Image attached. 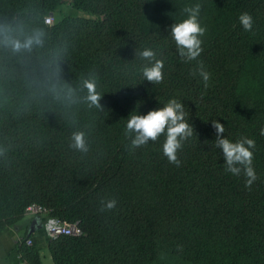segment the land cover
<instances>
[{
	"label": "trees",
	"instance_id": "obj_1",
	"mask_svg": "<svg viewBox=\"0 0 264 264\" xmlns=\"http://www.w3.org/2000/svg\"><path fill=\"white\" fill-rule=\"evenodd\" d=\"M61 2L0 0V232L21 226L34 204L82 228L50 242L54 264H264V0H73L94 17L49 26ZM195 3L207 27L198 58L207 88L167 36ZM242 12L254 18L251 33ZM145 47L165 60L153 86L140 74ZM172 97L196 132L179 167L162 155L163 137L135 149L124 134L136 106L146 113ZM215 120L227 137L255 140L252 185L225 172ZM76 133L87 151L74 147ZM112 198L116 207L102 211ZM37 248L19 252L44 264Z\"/></svg>",
	"mask_w": 264,
	"mask_h": 264
},
{
	"label": "clouds",
	"instance_id": "obj_2",
	"mask_svg": "<svg viewBox=\"0 0 264 264\" xmlns=\"http://www.w3.org/2000/svg\"><path fill=\"white\" fill-rule=\"evenodd\" d=\"M146 2L150 3L152 0H146ZM201 9L200 3L186 5L182 9V18L173 20L169 26L167 36H170L174 42L181 62H197V70L193 74L198 75L204 87L207 88L211 73L198 59L203 51V37L207 32L206 25L201 21ZM237 19L244 32H253L255 21L251 13L242 12ZM35 42H39L38 36ZM32 43L33 40L29 39L23 45L17 42L14 46L16 48L28 47ZM139 55L142 60L146 61L140 72L143 81L150 82L152 86L161 83L164 79L165 60L159 51L153 47H145ZM85 87L89 91L88 99L91 104L99 107L101 97L95 91V83L86 81ZM212 125L216 132L215 147L222 155L225 172L233 176H239L243 172L247 178L246 186L252 185L257 178L253 167L255 140L248 136H240L236 139L227 137L224 124L219 120L212 121ZM124 134L131 138V147L135 149L148 145L150 142H157L160 137H163L160 146L162 155L170 164L179 167L182 161L178 153L196 135V132L183 101L172 97L162 106L150 109L146 113H141L139 107L136 106L127 116ZM73 140L75 148L87 151L83 133L74 134ZM116 204L115 198L102 200L101 210H112Z\"/></svg>",
	"mask_w": 264,
	"mask_h": 264
},
{
	"label": "built area",
	"instance_id": "obj_3",
	"mask_svg": "<svg viewBox=\"0 0 264 264\" xmlns=\"http://www.w3.org/2000/svg\"><path fill=\"white\" fill-rule=\"evenodd\" d=\"M51 17H47V22H51ZM49 211L42 206L39 205H30L27 208V214L31 216H46V220L43 221V229L46 234L47 243L49 246V243L53 240L57 239L58 237L62 235H73L78 236L81 235L82 228L77 223H70L64 219L54 217V216H48ZM23 244L32 246L34 245V240L29 237L25 239L24 237H18L17 239V246L20 248ZM40 260L44 264H54V258L49 249L47 248V252L41 251L40 254ZM14 264H31L30 261L24 257L22 253H18V259Z\"/></svg>",
	"mask_w": 264,
	"mask_h": 264
},
{
	"label": "crops",
	"instance_id": "obj_4",
	"mask_svg": "<svg viewBox=\"0 0 264 264\" xmlns=\"http://www.w3.org/2000/svg\"><path fill=\"white\" fill-rule=\"evenodd\" d=\"M35 217L27 214V219L24 220L21 226L8 228L0 232V264H14L16 262L19 253L17 239L25 235L28 236ZM30 237L34 240L36 246H41L43 243L48 246L43 227L35 231Z\"/></svg>",
	"mask_w": 264,
	"mask_h": 264
},
{
	"label": "rangeland",
	"instance_id": "obj_5",
	"mask_svg": "<svg viewBox=\"0 0 264 264\" xmlns=\"http://www.w3.org/2000/svg\"><path fill=\"white\" fill-rule=\"evenodd\" d=\"M172 1L177 2L178 0H172ZM173 6H175V5H173ZM174 15L176 16V11H174ZM67 16L94 17V15H92V14H90L84 10L76 8L74 3H73V0H62L59 8L55 12L46 16L45 22L49 26H52L53 24L57 23L59 20H62ZM47 17H51L52 21L47 22ZM184 95H187V94H184ZM184 98L188 99V97H184ZM47 248L50 249L49 246H47L46 244L44 245V243H43V244H41V246H38L37 250H39V254H41V251H43V253L47 252ZM172 262H173V260L168 258L167 256H163L162 259L160 260V264H171Z\"/></svg>",
	"mask_w": 264,
	"mask_h": 264
},
{
	"label": "water",
	"instance_id": "obj_6",
	"mask_svg": "<svg viewBox=\"0 0 264 264\" xmlns=\"http://www.w3.org/2000/svg\"><path fill=\"white\" fill-rule=\"evenodd\" d=\"M44 225L43 219L41 216H36L31 224V228L28 232V237L32 236V234L37 231L38 229L42 228Z\"/></svg>",
	"mask_w": 264,
	"mask_h": 264
}]
</instances>
